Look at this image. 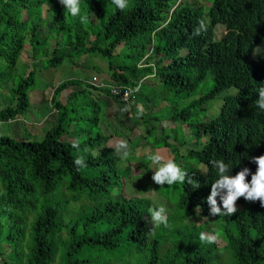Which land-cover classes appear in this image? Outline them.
I'll use <instances>...</instances> for the list:
<instances>
[{"label": "trees", "instance_id": "1", "mask_svg": "<svg viewBox=\"0 0 264 264\" xmlns=\"http://www.w3.org/2000/svg\"><path fill=\"white\" fill-rule=\"evenodd\" d=\"M204 1L207 6L199 0H130L129 10L121 12L111 0H81L82 14L88 16L81 23L59 0H0V63L5 67L16 66L25 42L35 56L43 41L53 37L49 67L68 57L98 53L108 59L109 72L107 84L96 76L85 87L74 79L58 84L50 99L54 120L40 141L33 140L30 130L20 139L0 135V264H264L261 203L240 198L241 209L224 217L211 216L207 203L218 179L212 160L230 165L232 176L248 168L250 182L258 168L253 158L264 156V111L255 104L264 87V0ZM200 20L207 30L193 36ZM217 25L224 33L216 40ZM151 75L166 91L183 94L196 92L211 78L212 89L189 107L234 89L222 96L219 111L208 122L190 123L189 107L170 118L188 123L205 140L200 150L181 157L195 162L183 168L193 184L167 186L163 192L166 208L172 210L173 201L179 217L167 211L169 227L154 233L149 232L154 227L149 209L159 206L116 191L123 188L124 175L139 182L143 176L132 174L130 166L118 167L116 146L107 147L111 137L98 127L101 112L81 115L85 104L74 103L79 96H90L91 89L96 98L90 106L101 109L102 101L103 116L115 107L114 117L123 112L136 120L141 85L128 102L112 96L110 87L133 88ZM33 85L31 70L13 87L14 103L0 106V122L16 120L28 110ZM66 90L65 100H58ZM126 106L129 110L122 111ZM87 120L91 124L85 127ZM77 140L79 151L72 147ZM160 141L172 160L181 162L177 149L165 138ZM79 155L88 166L77 171L73 161ZM198 213L211 221L184 224ZM210 223L221 228L222 247L200 242L201 232L217 228L210 229Z\"/></svg>", "mask_w": 264, "mask_h": 264}, {"label": "rangeland", "instance_id": "2", "mask_svg": "<svg viewBox=\"0 0 264 264\" xmlns=\"http://www.w3.org/2000/svg\"><path fill=\"white\" fill-rule=\"evenodd\" d=\"M199 3L207 6L204 0H199ZM46 9L47 7L44 8L43 15L48 20L47 22H49L51 16L48 12L46 13ZM44 28V26H41L42 30ZM214 32L215 39L217 40L223 35L224 27L217 25ZM43 42L44 45L39 47V51L35 56L31 55V47L28 42H25L24 51L20 55L19 61H17L14 68L5 67V64L2 65L0 63L1 107L9 103H14L12 94L13 87L21 78L26 76L29 71L34 70V85L28 92L29 108L13 123L0 122L1 136L20 139L22 135L28 137V130H30L36 135L32 136L33 140L40 141L48 128L52 126L51 123L54 120L56 112L53 111L50 99L53 90L58 84L74 79L80 81L82 86L85 87L87 84L89 85V81L93 76H96L100 82L105 84L109 82L107 58L102 57L98 53H89L81 56L68 57L63 60L62 64L56 67H49L47 61L51 58L50 53H52L55 40L53 37H50L48 41ZM120 49L119 46L115 52L120 51ZM140 85V96L135 106L137 109L142 110L143 115L136 118V120L123 117V112L118 114L117 117H114L115 107L108 109L103 116L102 113L104 109L102 108V101L98 103L101 109L97 108L99 107L97 104V106H93V104L90 106L93 102L91 99L96 98L94 91L91 89H88L91 92L90 96L89 94L81 97L79 96L74 103L78 104L79 102H83L85 104L82 111H80L81 115L89 114L90 116V112H93L92 115L96 116V112H101L99 115L101 120L98 127L103 134H107V136L111 137V141L106 143L108 148H114L119 141H125L129 145L131 155L127 161L121 162L114 153L113 157L116 159V162H119L120 165L118 167L120 170L130 166L133 169L132 174L142 175L143 179L141 178L142 180L139 182L136 178L134 181L126 178V175H124V182L126 181V183L123 182V188L116 189V191H121L122 194H130L131 197L147 198L152 202L153 206H164L166 208V198L163 192L166 190L167 185L161 189L159 185L154 183L149 173H154L153 171H155L156 166L152 165L147 157L155 154L157 150H159V153L163 155L166 160L173 159L168 148L162 147V141H160V139L165 138L166 141L172 145L171 149H177V154L180 155L179 161L181 162L177 163L178 166L183 169L186 164H195L192 159L187 158L182 160L183 156L186 155L188 150H200L205 139H200V136H197L195 131H193L194 129L187 126L188 123H183L181 120L172 122L170 118L174 113L189 107L190 103L210 91L213 87V81L208 77L207 80L197 86L196 92L194 91L191 94L166 91L160 80L151 76L142 80ZM77 89L78 88L75 90ZM67 91L68 90L60 93L58 100H65V97L68 95ZM226 93H234V89H229L222 94H218L213 100H209L202 106H190V123H197L200 121L208 122L212 119L219 111L222 104V96ZM128 116H131L130 113ZM108 117L111 119L106 120ZM134 122L139 124L133 126L132 124ZM86 124L85 127H88L91 122L87 120ZM107 125H110L111 128H106ZM92 129L96 130L95 126H92ZM146 130H149V135H147ZM96 152L97 151H94L93 154ZM199 166V168H201L202 165ZM128 179L132 182H129ZM129 183L131 184L129 185ZM171 202L173 206L172 210H169V206L166 208L167 211L171 212L170 217H179V215L175 213L173 201ZM237 209H241V206L237 205ZM169 212L167 213L169 214ZM205 221L210 222L211 220L205 219L199 214L190 217L184 224H201ZM210 225V229H212V227H217L214 229V232L219 233L220 236L221 228H219L218 225ZM216 242L219 247L224 245V242L220 238ZM213 264H220V262L217 261Z\"/></svg>", "mask_w": 264, "mask_h": 264}, {"label": "clouds", "instance_id": "3", "mask_svg": "<svg viewBox=\"0 0 264 264\" xmlns=\"http://www.w3.org/2000/svg\"><path fill=\"white\" fill-rule=\"evenodd\" d=\"M59 2L65 6L66 13H70L72 17L79 18L81 23L88 22V16L82 14L81 0H59ZM111 2L121 12H125L130 8V0H111ZM198 23L199 26L192 33L193 36H199L202 32L207 30L203 20H200ZM151 77H153V75H151ZM140 83L141 82H139L138 86L132 88H136V91L133 93L134 95L138 92ZM258 96L259 98L255 101V104L261 111H264V87L259 88ZM125 97H127V93ZM128 110V106L122 109V111L125 112ZM142 115V110L138 109L137 116L139 117ZM14 121L15 120H8V123H13ZM72 147L79 151V140L73 142ZM114 155L121 162L127 161L131 155L128 143L119 141L115 147ZM147 159L151 161L152 165L156 166V170L153 171L154 175L152 176V180L156 185H159L161 189L164 188L165 185L171 187L176 184H184L185 182L189 185L193 184V179L187 171L178 166L172 159L166 160L165 157L159 153V150H157L155 154L148 156ZM253 162L258 165V168L255 174L251 175V181L249 182L247 178L250 175V170L248 168H244L238 174L232 176L230 174L232 170L230 165L226 164L223 160L211 161L212 166L218 171V179H215L212 183L211 193L207 197L211 216H233L238 211L237 201L240 198H244L250 202L259 201L261 206L264 207V156L253 158ZM73 163L77 171L85 169L88 166L84 155L77 156ZM197 208H199V206ZM149 213L151 223L154 225L149 232L154 233L155 229L161 226L165 228L169 227L168 214L164 206L150 208ZM218 239L219 233L217 232H201L199 234L201 243L211 244L215 243Z\"/></svg>", "mask_w": 264, "mask_h": 264}, {"label": "built area", "instance_id": "4", "mask_svg": "<svg viewBox=\"0 0 264 264\" xmlns=\"http://www.w3.org/2000/svg\"><path fill=\"white\" fill-rule=\"evenodd\" d=\"M91 82H95L96 81V77L93 76L90 80ZM115 90V91H114ZM136 91L135 89L129 88V87H119V86H112L110 87V93L112 96L118 97L121 100L127 102L130 98V96H133L134 92ZM127 93V97H125V94Z\"/></svg>", "mask_w": 264, "mask_h": 264}, {"label": "crops", "instance_id": "5", "mask_svg": "<svg viewBox=\"0 0 264 264\" xmlns=\"http://www.w3.org/2000/svg\"><path fill=\"white\" fill-rule=\"evenodd\" d=\"M20 118V117H19Z\"/></svg>", "mask_w": 264, "mask_h": 264}]
</instances>
